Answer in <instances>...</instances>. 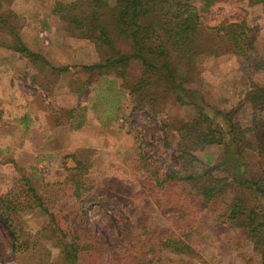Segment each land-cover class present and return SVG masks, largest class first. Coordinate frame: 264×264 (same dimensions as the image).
Returning <instances> with one entry per match:
<instances>
[{"label": "rangeland", "instance_id": "obj_1", "mask_svg": "<svg viewBox=\"0 0 264 264\" xmlns=\"http://www.w3.org/2000/svg\"><path fill=\"white\" fill-rule=\"evenodd\" d=\"M74 1L3 0L4 7L18 17L23 44L38 57L5 45L12 37L0 30V197L8 198L7 202L12 197L28 202L29 197L20 193L27 177L45 198L52 191L50 184L63 181L75 160L90 162L91 174L106 187L109 184L115 197L88 206V227L102 233L114 250L123 251L138 233L145 213L160 226L174 227V212L157 208L151 184L134 168L140 165L138 152L160 176L179 167L178 129L195 117L196 108L177 103L156 84L147 89L152 100L133 109L135 99L113 71L90 74L84 70V65L100 63L110 52L81 37L75 24L62 16L63 11H56L58 5L61 9ZM232 5L215 7L208 23H217L225 12L231 15V7L237 9ZM247 12L264 57V3ZM242 16L237 13L231 18ZM116 44L124 52L130 49L126 37H116ZM255 78L264 86V69ZM192 86L207 94L206 111L212 113L213 107L236 110L234 121L251 127L252 109L243 101L248 82L234 54L205 58ZM216 118L224 122L220 115ZM247 138L251 144L245 150L247 161L255 162L256 132L250 129ZM219 152L220 147L213 145L199 155L215 163ZM256 173L252 167L251 177L257 178ZM15 213L20 231L32 244L37 233L50 224L49 215L39 206ZM200 226L201 233L192 238V250L183 255L164 252L169 260L163 264H261L260 254L244 231L221 226L210 213L204 214ZM13 244L11 231L0 217V264H40L59 256V249L45 238L17 254Z\"/></svg>", "mask_w": 264, "mask_h": 264}, {"label": "trees", "instance_id": "obj_2", "mask_svg": "<svg viewBox=\"0 0 264 264\" xmlns=\"http://www.w3.org/2000/svg\"><path fill=\"white\" fill-rule=\"evenodd\" d=\"M261 3L264 0H75L61 9L58 5L56 11H63L81 37L110 52L102 62L84 65V70L90 74L113 71L135 99L133 109L152 100L148 87L161 84L177 103L193 105L196 115L178 129L179 167L160 176L138 152L140 165L134 168L151 184L157 208L174 212L172 229L145 213L138 233L123 251L114 250L102 233L88 227V206L93 201H110L115 194L109 184L106 187L91 174L90 162L77 159L63 181L50 184L52 191L45 198L27 177L20 193L29 197L28 202L0 197V217L11 231L16 254L45 238L59 249V256L40 264H163L169 260L164 252L183 255L192 250V238L201 233L200 221L210 213L221 226L244 231L264 264V86L255 78L264 69V57L256 46L254 26L246 18L247 8ZM223 4H236L237 9L231 7V15L225 12L217 23L209 24L212 10ZM237 13L243 16L231 18ZM18 29V17L0 0V30L12 37L5 45L38 57L23 44ZM116 37H126L130 49L122 51ZM226 53L236 56L248 82L243 101L252 109L250 128L234 121L236 110L213 107L212 113L206 111L207 94L192 86L205 58ZM218 115L224 122H219ZM250 129L256 132L255 162L247 161L245 151L251 147ZM213 145L220 147L215 163L200 158ZM252 167L257 178L250 175ZM32 206L41 207L50 217L33 244L20 231L15 215ZM125 216L130 219L128 213Z\"/></svg>", "mask_w": 264, "mask_h": 264}, {"label": "crops", "instance_id": "obj_3", "mask_svg": "<svg viewBox=\"0 0 264 264\" xmlns=\"http://www.w3.org/2000/svg\"><path fill=\"white\" fill-rule=\"evenodd\" d=\"M25 116H27V114ZM25 116H23V117H25Z\"/></svg>", "mask_w": 264, "mask_h": 264}]
</instances>
